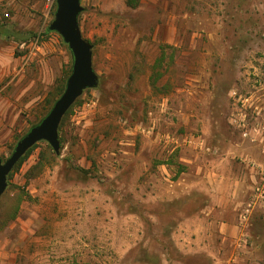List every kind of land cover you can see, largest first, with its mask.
<instances>
[{"label":"rangeland","instance_id":"374dc122","mask_svg":"<svg viewBox=\"0 0 264 264\" xmlns=\"http://www.w3.org/2000/svg\"><path fill=\"white\" fill-rule=\"evenodd\" d=\"M78 3L95 84L60 119L58 151L41 138L8 172L0 264H233L236 253L264 264L261 213L245 247L240 233L221 251L182 245L201 225L185 216L210 200L196 187L208 172L234 167L221 179L231 181L254 167L259 179L264 167V0ZM56 10L0 0L2 163L71 73L73 53L50 29Z\"/></svg>","mask_w":264,"mask_h":264},{"label":"water","instance_id":"95a60500","mask_svg":"<svg viewBox=\"0 0 264 264\" xmlns=\"http://www.w3.org/2000/svg\"><path fill=\"white\" fill-rule=\"evenodd\" d=\"M56 1L57 10L50 29L58 31L71 49L74 57L72 70L66 80L63 93L54 103L51 111L17 143L4 163L0 160V196L6 188L8 172L36 141L44 138L55 151H58L56 128L60 119L80 95L82 89L95 84L96 77L91 67V46L81 37L77 27L76 18L80 10L78 0Z\"/></svg>","mask_w":264,"mask_h":264},{"label":"crops","instance_id":"0c3cea01","mask_svg":"<svg viewBox=\"0 0 264 264\" xmlns=\"http://www.w3.org/2000/svg\"><path fill=\"white\" fill-rule=\"evenodd\" d=\"M233 170L234 167L226 169L223 168L221 164H219V168L217 170L213 168L212 173L208 172L209 175L207 182L209 181V184H206L204 180L203 183L197 184L196 187H199V189L205 191L206 194L210 196V200L208 199L206 203L199 202L200 204L196 207V211L190 215L185 216L186 219L196 220L197 225L201 224L199 227H195L193 229L195 237L193 238V236H187V238L191 239V241L189 243H182V245L187 246L188 250H214L213 247L215 246L214 244H216V250L221 251L222 244L227 243L229 244V246H232V243L237 241V234L239 232L236 225L237 220H235L236 216L232 212V209L236 208L237 205L240 204V202L242 203L246 199V196L249 193L248 191L251 188L250 182H253L258 178L256 169L252 167L248 170V175L245 178L246 181L244 178L240 179L239 177H235V175H233L234 180H221L223 179L225 172L232 173L234 172ZM237 170H239V168H236V171ZM217 171L220 172L219 176L221 178L216 177ZM226 178L228 179V177ZM224 208L228 210V213H230V216L228 218H223L218 214V212ZM184 237L185 236L182 233V238ZM213 238L215 241L211 242ZM254 262H243V256L236 253V258L234 259L233 264H255Z\"/></svg>","mask_w":264,"mask_h":264},{"label":"built area","instance_id":"2783aa9c","mask_svg":"<svg viewBox=\"0 0 264 264\" xmlns=\"http://www.w3.org/2000/svg\"><path fill=\"white\" fill-rule=\"evenodd\" d=\"M238 232L241 235L238 246L245 247L247 237V229L251 218L256 213H261L264 216V167L261 168L259 179H255L250 188L248 200L242 204L238 211Z\"/></svg>","mask_w":264,"mask_h":264},{"label":"trees","instance_id":"16d2710c","mask_svg":"<svg viewBox=\"0 0 264 264\" xmlns=\"http://www.w3.org/2000/svg\"><path fill=\"white\" fill-rule=\"evenodd\" d=\"M126 4L128 5V6H130V7H134V6H136L137 4H138V0H126ZM161 58V59H160ZM160 58H158L157 59V64H158V62L160 63V61L162 60V57H160ZM159 76V75H158ZM157 76V77H158ZM157 77L156 78H154L152 75H151V79H152V83L154 84V82L156 81V79H157ZM62 90H63V88H61L60 90H58V93L60 94L61 92H62ZM30 153V150H28L25 154H24V156H22L20 159H19V161H18V163L17 164H20L27 156H28V154ZM15 218V215L11 218V219H14Z\"/></svg>","mask_w":264,"mask_h":264}]
</instances>
